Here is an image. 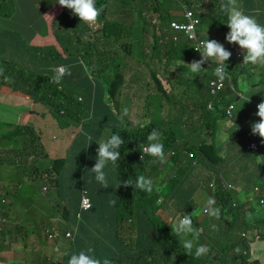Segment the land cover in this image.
Wrapping results in <instances>:
<instances>
[{
  "label": "trees",
  "instance_id": "obj_1",
  "mask_svg": "<svg viewBox=\"0 0 264 264\" xmlns=\"http://www.w3.org/2000/svg\"><path fill=\"white\" fill-rule=\"evenodd\" d=\"M211 1L219 7L217 17L221 19L225 14L222 9L223 1ZM138 2H141L140 9H138ZM183 2L192 8L187 0H135L132 3L135 11L123 12L119 11L120 6L116 0H96L97 8H102L96 21L100 24V28L96 30H93L89 24L81 22L79 17L72 13V10L65 8L56 18L52 28L61 51L54 46L34 49L24 42L19 45L20 41L25 40L23 36L15 33H12L7 39H0V62H5L0 65V86L10 88L11 90H9L14 93L20 92L32 98L37 104H43L56 118L48 119L52 123L55 122L57 126L66 128L65 137L70 130L76 133L70 147L71 153L74 147L82 148L76 157L77 167L74 172V175L77 173L76 177L79 180L77 183L80 187L79 196L74 198L75 202H71L76 208L72 219L77 231L75 240L68 250L69 258L72 254L91 247L95 250L94 255L97 258L101 261L107 258L111 264H128L130 258H136L135 264H260L255 253H251V244L255 239L264 242V202L261 203L262 199L264 201V166L260 169L259 177L246 180L243 197L238 196L237 189H228L231 184L223 180H217L216 189L213 191L210 186L212 183L208 179L210 182L206 184V188L214 192L213 196L217 199L216 207L220 209L219 225L217 228L211 227L214 229L209 234L203 232L201 235L204 237L201 240L200 238L193 240L194 247L190 255L185 253L186 250L182 246L184 237L172 232V224L166 225L158 215L161 210L167 209L172 216L170 220H173L181 213L172 208L171 204L174 200L170 198L171 194L166 195V200L163 196V188L160 186L153 188L151 193L135 187L137 178L141 176L140 172L150 178L153 185L155 182L152 174L160 176L157 169L146 162V159L151 156H144V159L141 160L142 152L140 151L141 144L149 143L148 135L154 129L159 132V129L155 125L152 113L149 115L146 109L137 105L133 109L134 104L131 97L137 96V99L144 101L156 95L169 102L171 94L166 92L163 84L157 78L156 70L153 76L155 63L166 64L169 67V72L164 71L169 74V80L172 79L175 84H180L178 74L180 72L182 74L184 71L191 72L185 64H190L194 59H201L194 44L186 38L184 32L176 31L171 26L172 23H187L185 12L182 9ZM199 2L202 5L205 4V0H196V3ZM8 3L0 0V16L5 18H11L14 10L12 0H9ZM147 4L148 6H146ZM146 11L159 14L158 22L155 25L150 26V23L145 20L144 12ZM197 16L200 18V25L202 18L209 17L211 20L213 17L198 12ZM220 19L213 28L211 25L214 23L209 24L211 31L219 28V34L201 39L216 40L225 47L224 41L230 29ZM132 37L134 40L131 41ZM6 40H11L12 43L9 44ZM8 44L12 45L15 53L20 52L18 59L22 58L24 61L30 57L33 50H36L35 65L30 69L26 68V65L18 69L6 56V50L1 51L3 46ZM127 61L145 63L149 73L144 76L142 73L135 72L128 81L126 74L130 70ZM47 63L48 65L55 63V66L69 64L71 78L78 71L73 79L74 82H68V76L65 75L59 83L55 82L54 85L50 82V76L44 74L35 76L34 74L45 67ZM207 64L210 66L208 67ZM215 66V62H205L202 65L203 76L208 83L209 80L216 77L213 72ZM171 67L178 73L171 71ZM174 76L177 78L174 79ZM236 80L238 81L237 78ZM260 81H264L263 72H261ZM152 85L158 86V90ZM141 87L145 88L142 93H139L143 95H137L134 92L132 96H129L125 93L127 89L138 90ZM234 90L232 83H228L224 91L217 95H212L208 91L210 95L208 104L214 106L212 110L206 107V111L213 115L215 128L218 122L219 130L228 121L229 117L225 116V113L229 104L234 102L233 99H237L236 92V96L231 97V92ZM205 91L200 86L190 89L192 95L189 100L194 101L193 99L197 98L198 94ZM216 106L222 107L217 108ZM222 109L223 111L219 115V111ZM196 110H198L199 116L194 120L193 114ZM133 111L152 122L143 124L132 119ZM33 114L37 113L33 112ZM189 116L194 120L195 127L185 128L191 132V137H189V142L188 139L185 140V144H187L185 150H181L182 153L185 151V156L190 160L188 161L187 174L180 176L172 174L169 178L171 183H175L180 177L178 183L174 185V191L175 194L180 193L183 196L186 194L185 187L187 185L196 186L199 180L214 175L211 173L214 172L213 166L218 163L220 154L214 152L218 146L208 140L214 137L215 128L212 127L206 114L202 113L200 107L193 104ZM48 119L43 118L45 122ZM70 120L71 123L72 121L73 123L78 122L76 127L79 130L77 132L75 128L68 126ZM180 125L181 130L184 131L183 128L186 127V124L181 121ZM5 126L0 123V132L5 129ZM93 128L98 136L103 133L104 129L110 128L111 134L108 139L113 134H118L123 140V144L119 148V159L115 165L109 163L105 168L109 184L106 189L95 180L94 174L90 170L96 163L99 147L96 134L92 131ZM203 128L208 132L199 136L203 139H200L198 145L195 146L193 143L195 134ZM16 129H18V136L23 139L24 146L14 161L10 160L11 162L8 163L15 164L17 161L18 165L15 164L17 168L21 172H25L29 160L35 161L44 158L47 154L41 149V139L31 123L17 125ZM161 130L164 134L167 133L164 129L161 128ZM171 135L175 138L164 139L160 134L164 148L169 147L170 143L171 145L173 142L177 143L176 133L171 131ZM232 137L233 134L230 136V141H232ZM181 138L184 139L185 135H182ZM207 150L209 151L208 156L206 155ZM257 151L264 158L263 143L260 148L258 146ZM172 152L178 157L177 151L172 149L168 158L170 160L174 159V156L171 155ZM64 153H66L64 149H58L55 152V154ZM189 154H192L193 157L190 158ZM153 159L152 157V161H158ZM194 160L197 161L196 164L193 163ZM221 161L222 163H231L234 161L233 155L227 154L222 159L220 158L219 163ZM51 162L53 169L58 173L64 168L62 163L59 164L52 159ZM2 163L4 161H0V165ZM197 165H201L202 171L197 168L199 167ZM110 170L114 173L112 181L108 179ZM44 173L46 176V172ZM128 180H131L133 185L125 187L122 183ZM257 186L260 188L259 193L251 194ZM83 189L88 191V197L92 204L88 212L85 213L80 207ZM140 196L148 198L150 203L142 204ZM257 199L258 204L262 206L259 210L254 205ZM113 200H115V204L111 203ZM78 214L79 219H77ZM7 217H9L8 214H2L0 210V235L3 236L1 242L10 240L9 233L4 228ZM250 217L252 218L250 219ZM237 231L238 233H236ZM249 233L252 234V239L246 236ZM46 235L49 237L50 233L48 232ZM229 237L234 238L229 241ZM203 244L208 248L207 255L196 257L195 248Z\"/></svg>",
  "mask_w": 264,
  "mask_h": 264
},
{
  "label": "rangeland",
  "instance_id": "obj_2",
  "mask_svg": "<svg viewBox=\"0 0 264 264\" xmlns=\"http://www.w3.org/2000/svg\"><path fill=\"white\" fill-rule=\"evenodd\" d=\"M33 5L36 8H39L38 11L47 10L51 5L57 4L55 2L56 0H31ZM118 1V4L120 6L119 11H127L132 10L135 11V9L132 7V3L135 2V0H116ZM164 1V0H163ZM258 5L257 12L259 14H262L263 8H262V2L261 0H256ZM167 7V4H165ZM148 6V4L146 5ZM141 7V2H138V9ZM186 8H190L183 2L182 9L186 10ZM65 9V8H64ZM63 9V11H64ZM62 11V12H63ZM21 16L28 17L27 12L18 11ZM182 12V11H178ZM197 12V11H196ZM144 18L150 23V26L155 25L158 22L159 14L154 13L153 11H146L144 12ZM245 14H252L251 11H244ZM112 14V13H111ZM113 15V14H112ZM58 17V16H57ZM13 18V16H12ZM11 18V19H12ZM257 19V18H256ZM56 20V19H55ZM55 20L52 23V28ZM113 20V19H112ZM201 25L198 28L199 33L202 31H205L206 33L210 29L209 24L211 25V20L209 17H205L201 19ZM10 20L3 22L1 25H8ZM24 21L22 22L21 26H24ZM19 25V24H17ZM90 27H92L93 30L99 29L100 24L94 23L89 24ZM212 26V25H211ZM143 28V27H142ZM19 29V28H17ZM134 40L133 37L131 41ZM150 40L152 41V37L150 36ZM227 48L229 47L228 42H226ZM52 47V46H49ZM235 47V46H233ZM230 50V48H229ZM61 51V49H60ZM128 62V61H127ZM263 65V66H261ZM260 72L264 70V64H261ZM128 69L130 70L127 74V80L130 81L131 76L133 73L138 72L142 73L144 76H146L149 73V70L145 63L143 62H128ZM251 69L250 71H245L240 74L241 77V84L236 82V78H239V73L241 72V66L238 64L237 66H234V68H230L227 65L228 73L231 75L232 85L234 86L235 90L231 92V97H235V91L240 90L242 92L243 97H249V92L252 89L260 90L262 86L260 85H252V83H256L258 81V74L256 73L258 71V68L256 66H243V71ZM155 70L157 71V78L161 81L163 84L164 89L166 92L171 94L169 102L164 101L160 96H151L147 98L146 100L137 99V96H132V94L135 92L137 95H143L139 94L142 93L145 88L141 87L138 90L135 89H127L125 93H127L129 96H132L133 100V109L137 105L138 107L146 109L148 114L150 115L152 113L154 122L156 127L159 129V134L162 135L164 139L166 138H175L173 135H171V131H174L178 137V141L176 144L174 142L170 143L169 147L164 148V153L166 157V162L160 163L159 161H152L151 158H147L146 162L152 165L154 169H157V171L160 173V176L158 177L155 173L152 174V178L155 182L153 185V188L160 186V188H163V196L167 200L166 195L171 194L170 198L174 200V202L171 204L172 208L176 212H181L178 214L177 217H182L184 214H189L192 216L193 220V228L197 229L199 231V236L197 239H193V236L189 234L188 236L184 237V239H193V240H200L204 237L201 235L203 232L209 234L211 227L215 226L218 227L219 223V217H211L207 213H203L202 211L207 206V200L209 198H214L217 202V199L213 196L214 192L206 188V184L211 181V183L215 184L218 181L222 180L221 174L219 173V170L216 168V166L225 165L227 169H231L234 166V163L231 162H223L217 165H214V172L211 174H214L213 176H207L205 179L199 180L197 182L196 186H189L187 185L186 188V194L185 196L179 194H175L174 191V185L178 183V180H180V177L177 178V182L171 183L169 181V178L172 174L174 176H180V175H186L187 174V168H188V161H190L185 156V151L182 153L181 150L187 147V144H185V140L191 137V132L186 130L185 128L188 127H195V122L199 116L198 110H196L193 114L194 120L190 118V109L193 104H196L197 107H200L203 114H206V117L209 119V121L212 124V127L215 128L213 119V115L211 112L206 111V107H210L212 105H209L208 102L210 101V95L208 93L209 91V85L207 82V79L203 76V71L201 70L198 73H192V72H185L181 74V72L178 74V80L179 83H174V81L171 79L169 80V74L165 73L164 70H167L169 72V67L162 63V62H156L154 65V73ZM171 71H174L175 73H178L175 69L171 67ZM236 71V72H235ZM252 72L254 74H252ZM171 74V73H170ZM148 77V76H147ZM174 79L177 77L174 76ZM244 78V79H243ZM249 81V83H248ZM31 82V81H30ZM155 89L158 90V86L152 85ZM174 86V87H173ZM197 86L203 87L206 91L202 94H198L197 98H194V101H190L189 97L192 95L190 93V89L196 88ZM172 89V91H171ZM139 91V92H138ZM171 91V92H170ZM220 91H224L223 89H220ZM145 94V93H144ZM82 96V95H81ZM214 106V105H213ZM217 108H221L222 106H216ZM12 105H9L5 107V110L7 112H0V123H6L10 121H16L15 115H12ZM49 111V110H48ZM49 115L51 118H54V115L49 111ZM21 118V117H20ZM72 118V117H71ZM132 119H136L143 124H147L149 122H152L148 119H146L143 115L137 114L135 111L131 114ZM23 121L27 120V116L24 115L23 118H21ZM183 121V123L186 124V127L183 128L184 131L181 130L180 122ZM71 124V125H70ZM57 125V124H56ZM78 125V122L71 123V120L69 121V125L71 128H74ZM244 125H247V121H243L240 124L235 125L233 128V137L232 141H229V135L226 136L227 143L222 145V147L229 146L231 143L235 144L237 139L241 138L244 135ZM164 129L167 133L164 134V132L161 130ZM76 132L79 129H75ZM215 135L213 138H209V142L215 144L218 146L214 152L221 153L224 151L222 147H220V144L222 143V140L220 139L221 133L219 132V126L217 122V127L214 129ZM4 131H6V136L11 139L12 145H4L6 144V141H3L0 143V161H4L0 165V210L2 211V214H8L9 217L6 218V224L4 225L5 230L8 231L10 240H6L5 242H1L3 240V236L0 235V264L7 262L9 259V251H16L19 246H26L28 245V253L30 254L26 259H28V262H31V264H68L69 257L64 252V250H68L69 245L71 244L66 239V233L74 231V222L72 219V215L75 212V206L71 202H75L74 198L79 194V187L80 185L77 182V179L74 177V172L77 167L76 157L79 155L81 151V147L77 146L73 148V152L71 153L70 147L72 145V142L74 137L76 136V133L73 130L68 131V133L65 135L66 128H60L57 127H49L48 128V136H47V142H42L41 149L46 152L47 146L59 144L62 145L65 148L66 153L64 154H54L50 157V155L45 156L44 158H40L35 161L29 160L27 162L29 173L32 171L37 172L34 177H29L25 175L23 172H21L15 164H9L8 162H11L10 160H14L16 155L19 154L20 150L23 148V139L18 136V129H16L15 125H11L10 127H5ZM206 132L204 128L200 130L198 133L195 134V138L193 139V143L198 145L199 140L203 139L199 136H203ZM111 134V129L107 128L103 131V137L102 141H107L108 137ZM1 135V134H0ZM185 135V138L182 139L181 136ZM257 137V136H253ZM161 141V138H160ZM206 139L204 140V142ZM87 146V145H86ZM172 149L177 151L178 157L175 159H168L167 156H170V152ZM70 151V153H69ZM206 151V149H205ZM209 151L206 152V155L208 156ZM246 154L253 158L252 164L255 165V162L259 165L264 164V158L261 154H258V151H253L249 148L246 150ZM189 154V157L192 158L193 155ZM51 159L54 161H57L59 164H64V169L60 171L61 179L59 182L57 181V178L53 179L50 177H46L44 172H47V168L52 167ZM91 162V159H89ZM197 161H193L194 164H196ZM149 166V168H151ZM198 169H201V165H197ZM180 168V170H179ZM196 170V169H195ZM43 173V175H42ZM48 174V173H47ZM141 176H144V174L141 172L139 173ZM114 176L113 171H109L108 179L112 181ZM145 177V176H144ZM147 178V177H146ZM208 179L210 181H208ZM205 182V183H204ZM4 184V187H1ZM216 186V184H215ZM242 187L241 184L237 185ZM259 187V186H258ZM46 188V190H45ZM255 193V191L251 192V194ZM240 196H244V191ZM260 197L259 195H257ZM139 199L141 200L142 204H149L150 201L146 197L140 196ZM4 202V203H3ZM3 203V204H2ZM258 199L256 202H254V205L259 209L262 208L261 204H258ZM216 207V203L214 205ZM88 212V210H87ZM85 213V212H84ZM158 215L164 220V223L166 225H171L175 222L176 218L173 220H170L172 217L170 212L166 210H161ZM3 217V216H2ZM4 218V217H3ZM224 226V224H223ZM210 229V230H209ZM239 231V230H238ZM238 231L236 233H238ZM46 232L53 233L55 235V240L51 241L48 240ZM255 234V233H254ZM245 236V234H243ZM249 239H252V234L246 235ZM234 237H229V241L233 240ZM49 243L52 252L51 254H37L38 250H36V247L43 243ZM4 243H10V248L3 247ZM260 240L255 239L252 241L251 244V253H257L256 257L258 258ZM194 244V242H193ZM206 246L205 244H203ZM207 247V246H206ZM208 253V252H207ZM207 253L203 256H206ZM263 255V254H262ZM261 255V262L264 263V257ZM15 258V257H11ZM136 258H130L128 264H135ZM174 264V263H171Z\"/></svg>",
  "mask_w": 264,
  "mask_h": 264
},
{
  "label": "crops",
  "instance_id": "obj_3",
  "mask_svg": "<svg viewBox=\"0 0 264 264\" xmlns=\"http://www.w3.org/2000/svg\"><path fill=\"white\" fill-rule=\"evenodd\" d=\"M9 0H4L5 3H8ZM163 1V0H162ZM190 3V6L192 8H186V9H193L195 11H197L198 13H204L207 15H211L213 16L211 18V21L214 23L212 24L211 28H213L214 26H216L218 24V20L220 18L217 17L218 13H219V7L214 4L211 0H205V4L202 5L200 2L196 3V0H187ZM223 1V0H222ZM12 2L14 3V7H13V13L11 18H5L4 16H0V30L1 31V36L0 39L4 40L7 39L12 33L15 34H20L21 36H23L25 41H20L19 45L24 42L26 43V45L36 49V48H47L49 46H54L56 47L58 50H60V47L53 35V30H52V23L53 21L57 18V16H59L64 7L60 6L58 4V0H56L55 2H57V4L51 5L46 11L42 10V11H38L39 8H36L31 0H12ZM211 2V3H210ZM262 2V8H263V12L262 14H259L257 12V8L258 3L256 0H237V4L236 6L242 10L243 12L245 11H251L252 10V14H250V16H254L255 18H257V21L264 25V0H261ZM225 2L223 1L222 4H224ZM18 11H23V12H27L28 17L25 16H21L19 14ZM249 15V14H247ZM9 21L10 24H8L7 26L4 25L2 26L1 24L3 22ZM223 24L227 23L228 21V15L225 12L224 16H222V18L220 19ZM24 23V26H21L22 22ZM19 24V25H17ZM19 28V29H17ZM209 29L208 32L206 33L205 31L200 32V36L202 38L206 37H210L213 35H217L219 34V28L214 29L213 31H211L212 29ZM19 35V36H20ZM15 37H17V35H15ZM9 44L12 43L11 40H6ZM5 41V42H6ZM5 45L3 46L1 51H5L6 50V56L12 60L10 62L14 63L16 65V67L18 69L23 68L26 65V68L30 69L31 67H33L36 63L37 57L35 56V53L37 52L36 50H33L30 57L26 58V60L24 61L22 58L18 59V55L19 53H15L13 51L12 45ZM2 46V45H1ZM235 46V47H233ZM230 48V50H229ZM228 51H230L232 53L230 59L227 61L226 65H228L230 68H234V66H237L238 64L241 66L242 62H243V55H242V50L239 47L238 44H229L228 47ZM237 54H241V57L238 58L236 55ZM66 57V56H65ZM5 62H0L1 64H4ZM261 64H257V65H248V66H256L258 68V71L256 72L258 74V81L255 83H252V85L254 84L256 85H260L262 86V88H260V90L257 89H252L249 92V97L246 96L247 99H250L249 101L245 102L244 99H242L243 95L242 92L240 90L235 91L237 94V99H233V104H234V110H233V116L229 117L226 123H224L222 125V128L219 130V132L221 133L220 139L222 140V143L220 144V147H222V145L227 143V139L226 136L229 135V139L230 136L233 134L232 130L235 127V125L242 123L243 121H247V125H244V135L237 139L235 144H230L229 146L226 147H222L224 149L223 152H221L218 157H219V161L217 164H220V158L222 159L223 157H225L227 154H232L233 158H234V166L231 169H227L225 165H221V166H216V168L219 170V173L221 174V178L224 182H228L232 185V188L237 189V194L239 197L240 194L243 193L244 191V187L247 183L246 180H249L250 178L255 179L256 177H259L260 174V169L262 166L264 165H259L255 162V165H253L251 162L253 160V158L249 157L246 154V150L247 148H249L251 143H257V145L259 146V148L261 147L262 143L264 144V140H262V138H260L258 135H253L252 131H251V125L254 122H258L259 121V117L255 114L258 110L256 109V105L259 104L262 100H264V81L261 82L260 78H261V72L259 71L261 66ZM60 66H65L67 69H69V64L64 65L61 64ZM55 67V63L48 65V63L45 65V67H43L39 72H37L36 75L39 74H44L45 76H50V78H52V76L54 75V73L51 71L52 68ZM251 69H247L243 71V67L241 66V72L239 73V78L237 83L239 86V83L241 84V77L240 74L245 72V71H250ZM78 71H76V73L74 74V76L71 78V75H68V79L67 81L70 82H74L73 79L75 78V75L77 74ZM226 72H228L227 68H226ZM264 73V70L262 71ZM252 74H254L252 72ZM229 76L231 77V75L229 74ZM244 79V78H243ZM249 83V81H248ZM26 87V85H25ZM61 88V87H60ZM10 89V88H9ZM9 89L5 88V87H1L0 86V112H7L5 110V107L12 105V115H15L16 117V121H10V122H4L2 124H5V127H10L11 125H27L30 124L32 126H34L35 130L37 131L40 139H41V143L42 142H47V136H48V128L49 127H57L55 122H51L48 118H51L49 115V111L48 109H46V107L43 104H37L35 103L32 98L18 92V93H14L11 92ZM33 112L37 113V114H33ZM26 115L27 116V120L23 121L21 118H23V116ZM48 119L46 122L43 120V118ZM226 116V115H225ZM21 117V118H20ZM60 128H62L60 126ZM75 129H79L77 127H74ZM92 131L96 134V139L97 141L102 140L103 134H101L100 136L97 135V133L95 132V129L93 128ZM0 143H2L3 141H6V144L4 145H12L11 143V139L9 137L6 136V131L0 132ZM253 136H257V137H253ZM74 140V139H73ZM230 141V140H229ZM72 142V141H71ZM231 142V141H230ZM58 149H64L65 148L62 145L59 144H55V145H50L47 146V150H46V154L50 155V157L52 155L55 154V152ZM208 152V150H207ZM175 159V158H174ZM14 161V160H13ZM222 163V161H221ZM15 164L18 165V162L15 161ZM53 164V163H52ZM216 164V165H217ZM188 166V165H187ZM52 168V167H51ZM26 171L23 172L24 174L27 172L29 173V170L26 168ZM54 173L51 174V178L54 180V178H57V181H59V173L56 172V170H54ZM264 175V173H263ZM262 175V176H263ZM241 184L242 187L237 186ZM4 187V184L1 186ZM256 188V187H255ZM79 196V194H78ZM252 217H250L251 219ZM76 231L77 228L74 229V231L72 232H67V234L71 235V238H67L66 239L71 243L69 245H72V242L75 240L76 237ZM47 233V232H46ZM51 235L53 236V239H50L49 237L48 240H55V235L53 233H51ZM3 247H7L10 248V243H4ZM68 248V250H69ZM36 250H38L37 254H51L52 252H50L51 247L49 245V243L45 242L43 244H40L36 247ZM68 250H64V252L68 255ZM258 252H259V256H258V260L260 262V264H264L263 262H261V255L264 257V242H260L259 243V247H258ZM9 256H8V260L5 263H1V264H31V262H28V259H26V257H28L30 254L28 253V245L26 246H19V248L16 251H9ZM257 253H255L256 255ZM15 257V258H11V257ZM254 259H257L255 257H253Z\"/></svg>",
  "mask_w": 264,
  "mask_h": 264
},
{
  "label": "clouds",
  "instance_id": "obj_4",
  "mask_svg": "<svg viewBox=\"0 0 264 264\" xmlns=\"http://www.w3.org/2000/svg\"><path fill=\"white\" fill-rule=\"evenodd\" d=\"M225 3L222 4V9L228 15V21L225 23L230 31L226 35L225 41L231 44H238L242 50L243 62L242 67L247 65H257L264 64V25L260 24L254 16H250L245 14L242 10H240L236 4L237 0H223ZM58 4L64 8L72 10V13L79 17L81 22L87 24H94L100 13L102 8H97L96 0H58ZM187 10V9H186ZM185 10V11H186ZM197 12L193 9H189ZM198 17V16H197ZM186 18V17H185ZM187 20V18H186ZM199 28V27H198ZM198 37L200 39L199 44H195L196 51L200 54L201 59L193 60L190 64H185L190 69L192 73H198L203 68L202 65L205 62H215L216 66L213 68L215 79L209 80L208 85L211 87L212 82H217L216 80H224V88L228 83L231 84L232 80L229 76V73L226 72L227 61L230 59L232 53L228 51L227 44L225 47L223 44L219 43L216 40H207L201 39L202 37L198 31ZM187 38V37H186ZM237 54L236 56L238 57ZM238 57V58H240ZM208 67L210 66L207 64ZM54 73L52 78H50V82L52 84L59 83L65 75H71L69 69L65 66L57 65L51 69ZM56 82V83H55ZM233 86V85H232ZM209 87V88H210ZM234 87V86H233ZM61 89V88H60ZM210 92V91H209ZM219 91L218 93H220ZM218 93H211L212 95H217ZM245 102L249 101L246 97H242ZM234 104L231 103L229 106ZM229 106L226 110L225 115L229 117L227 111L229 110ZM213 106L208 107L212 110ZM258 108V109H257ZM257 112L255 113L260 119L258 122H254L251 125V131L253 135H258L262 140H264V100H262L257 105ZM234 110V108H233ZM232 110V116H233ZM127 110L125 109V112ZM221 111H219V115H221ZM231 116V117H232ZM103 134V133H102ZM149 143L147 145H140V151L142 152L141 160L144 159V156H151L154 159H157L160 163L166 162V157L164 153V145L160 141V134L154 129L147 137ZM99 147L97 149V159L95 165L90 169L94 174L95 180L103 187L108 188V180L107 173L105 172V168L109 163L115 165L116 161L120 157L119 148L123 144V140L118 134H113L107 141H97ZM252 144V143H251ZM251 144L249 149H251ZM257 144V143H256ZM174 158H177L175 153H171ZM94 156L96 157V152L94 151ZM170 156H167L169 158ZM153 159V160H154ZM64 169V168H63ZM61 169V170H63ZM46 177H51L50 175L54 173L53 164L52 168L46 169ZM84 172V171H83ZM48 173V174H47ZM25 175L29 177H34L36 172L32 171L31 173H25ZM77 173H75L74 177L79 181L76 177ZM59 178H61V174L59 172ZM83 178V177H82ZM54 181V180H53ZM76 182V183H77ZM125 187L132 186L133 182L131 180L125 181L122 183ZM212 190L216 189L215 184L210 185ZM135 187L145 191L147 193H151L153 191V181L150 178H146L144 176H139L135 182ZM228 189H232V185H229ZM46 190V188H45ZM82 192V191H81ZM81 201V200H80ZM4 203V202H3ZM111 203L115 204V200L111 201ZM216 201L214 198H209L207 200V206L202 211L203 213H207L211 217L218 218L220 215V209L214 207ZM1 225V224H0ZM215 228V226H213ZM172 232H175L178 236H188L191 234L193 239H197L199 236V231L193 228V220L192 216L189 214H184L182 217H177L175 222L171 225ZM48 233V232H47ZM51 233L49 235L50 238ZM53 237V236H52ZM53 239V238H52ZM193 239H183L182 246L186 250L185 253L192 254L193 251ZM94 249L89 247L86 250H81L78 253H74L70 256L68 260V264H111V261L107 258H104L103 261L97 258L94 255ZM208 252V248L204 245H200L195 248V256L201 257Z\"/></svg>",
  "mask_w": 264,
  "mask_h": 264
},
{
  "label": "built area",
  "instance_id": "obj_5",
  "mask_svg": "<svg viewBox=\"0 0 264 264\" xmlns=\"http://www.w3.org/2000/svg\"><path fill=\"white\" fill-rule=\"evenodd\" d=\"M185 17L187 18V23H183V24H178V23H172L171 26L174 30L179 31V32H184L185 36L187 37V39L189 41L194 42L195 44H199V37H198V27L200 25V18L197 17V15L195 14L194 11L187 9L185 11ZM226 43V41H224V44ZM238 57H240V55H238ZM217 82H212L211 83V87L209 88V91L211 93H218L220 91V89H223L224 87V80H216ZM258 105V104H257ZM256 105V108H257ZM233 106L230 105L229 106V110L227 111V114L229 115V117L232 116V110H233ZM258 109V108H257ZM251 150L253 151H257L258 150V145L256 143H252L251 144ZM192 156V155H191ZM260 188L257 186L255 188V192L256 194L259 193ZM88 191L83 189L81 192V201H80V207L81 210L84 212H87V210H89L92 206L90 198L88 197ZM263 199L261 200V203H263ZM80 216L79 214L77 215V219H79ZM67 238H71L70 234L66 235ZM53 237L50 236V239H52Z\"/></svg>",
  "mask_w": 264,
  "mask_h": 264
}]
</instances>
